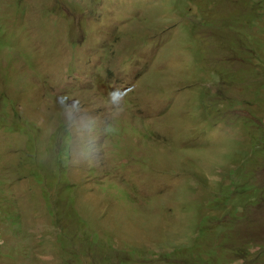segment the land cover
Masks as SVG:
<instances>
[{
  "label": "rangeland",
  "instance_id": "obj_1",
  "mask_svg": "<svg viewBox=\"0 0 264 264\" xmlns=\"http://www.w3.org/2000/svg\"><path fill=\"white\" fill-rule=\"evenodd\" d=\"M262 150L264 0H0V264H264Z\"/></svg>",
  "mask_w": 264,
  "mask_h": 264
},
{
  "label": "trees",
  "instance_id": "obj_2",
  "mask_svg": "<svg viewBox=\"0 0 264 264\" xmlns=\"http://www.w3.org/2000/svg\"><path fill=\"white\" fill-rule=\"evenodd\" d=\"M261 141V139H256L255 141H254V145H253V148H252V151L253 150H256L257 148H258V143ZM262 151H264V150H262ZM231 187H233V189H236L237 188V186H235V185H233V184H231ZM239 190V189H238ZM253 190H256L255 188H254V185L252 186V185H245V187H241L240 188V191L238 192L239 194H243V193H247V192H249V191H253ZM226 199V201L229 199L228 197H226L225 198ZM249 203H251V202H248V204ZM219 205H224V198H222L221 199V201L219 202ZM233 218V217H232ZM208 219H211L210 217H206L204 220H203V223L201 224V228H200V231L202 232V233H205L206 232V230H205V228L207 227V220ZM235 222H230V226L231 227H233V224H234ZM202 243H203V235L198 231V235L196 236V238H195V240H194V244L190 247V248H188L187 249V251H188V253H189V255H191V256H195V255H199V256H201V250H202ZM199 246L200 247V249H199V251H198V253H195L194 252V250H195V248H196V246Z\"/></svg>",
  "mask_w": 264,
  "mask_h": 264
},
{
  "label": "clouds",
  "instance_id": "obj_3",
  "mask_svg": "<svg viewBox=\"0 0 264 264\" xmlns=\"http://www.w3.org/2000/svg\"><path fill=\"white\" fill-rule=\"evenodd\" d=\"M231 184H232V183L230 182V183H229L230 187H231ZM241 187H245V186H240V187H237L236 189H233V187H231V188L233 189L234 192L238 193V192L240 191V188H241ZM238 189H239V190H238ZM221 199H222V198H219L218 201L215 202V203H217V204L219 205V202L221 201ZM213 207H214V206H213Z\"/></svg>",
  "mask_w": 264,
  "mask_h": 264
}]
</instances>
